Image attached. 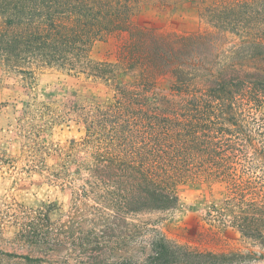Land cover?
Returning <instances> with one entry per match:
<instances>
[{"label":"trees","instance_id":"1","mask_svg":"<svg viewBox=\"0 0 264 264\" xmlns=\"http://www.w3.org/2000/svg\"><path fill=\"white\" fill-rule=\"evenodd\" d=\"M137 1L0 0L4 69L32 83L56 68L106 87L68 103L85 135L55 149L60 168L47 170L71 188L68 209L4 203L0 264H264V0H200L213 30L137 28L117 60L94 59V42L128 29ZM216 182L225 192L208 215L251 246L148 236L140 214L175 208L182 185Z\"/></svg>","mask_w":264,"mask_h":264},{"label":"rangeland","instance_id":"2","mask_svg":"<svg viewBox=\"0 0 264 264\" xmlns=\"http://www.w3.org/2000/svg\"><path fill=\"white\" fill-rule=\"evenodd\" d=\"M259 6L264 7V1ZM137 28L159 35L213 30L202 14L200 0H138L130 27L95 41L92 57L117 60ZM229 38L223 47L228 51L239 42L231 35ZM159 85L167 90L170 80L162 78ZM105 91L100 81L56 68L37 72L36 79L26 83L0 65V208L13 201L28 206L54 201L63 212L68 209L71 188L51 181L47 171L60 168L61 158L55 149L85 135L83 124L69 111L68 103L78 95L104 97ZM78 154L86 155L83 151ZM224 192L225 186L219 182L188 183L180 187V202L175 208L145 212L138 220L147 223L148 236L160 232L199 249L230 251L249 247L251 242L243 239L236 228L221 225L208 215L211 202L222 198ZM12 231L7 228L5 235L10 237Z\"/></svg>","mask_w":264,"mask_h":264}]
</instances>
